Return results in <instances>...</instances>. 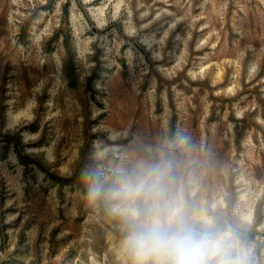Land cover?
Returning <instances> with one entry per match:
<instances>
[{"label": "rangeland", "instance_id": "374dc122", "mask_svg": "<svg viewBox=\"0 0 264 264\" xmlns=\"http://www.w3.org/2000/svg\"><path fill=\"white\" fill-rule=\"evenodd\" d=\"M161 161L264 264V0H0V264H133L89 189Z\"/></svg>", "mask_w": 264, "mask_h": 264}, {"label": "clouds", "instance_id": "9594fccd", "mask_svg": "<svg viewBox=\"0 0 264 264\" xmlns=\"http://www.w3.org/2000/svg\"><path fill=\"white\" fill-rule=\"evenodd\" d=\"M173 185L172 166L161 161L121 173L107 189L94 182L89 196L112 201L111 212L127 225L133 264H250L239 235L190 215Z\"/></svg>", "mask_w": 264, "mask_h": 264}, {"label": "bare ground", "instance_id": "6f19581e", "mask_svg": "<svg viewBox=\"0 0 264 264\" xmlns=\"http://www.w3.org/2000/svg\"><path fill=\"white\" fill-rule=\"evenodd\" d=\"M116 8H119L118 5H116ZM91 14H92L94 20L97 21V23L102 21V17L104 14V6H100V7L96 8L95 10H93L91 12ZM101 23H103V22H101ZM30 110H31V105H29L27 107V111L21 112L17 116H15L12 120H9L8 125L9 126L16 125L21 118H24L25 120H31L32 115L30 114ZM247 218L249 219L250 216H247Z\"/></svg>", "mask_w": 264, "mask_h": 264}]
</instances>
